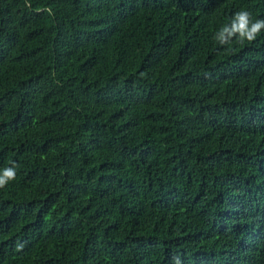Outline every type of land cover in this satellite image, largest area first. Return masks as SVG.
Instances as JSON below:
<instances>
[{
  "label": "trees",
  "instance_id": "trees-1",
  "mask_svg": "<svg viewBox=\"0 0 264 264\" xmlns=\"http://www.w3.org/2000/svg\"><path fill=\"white\" fill-rule=\"evenodd\" d=\"M264 0H0V264H264Z\"/></svg>",
  "mask_w": 264,
  "mask_h": 264
},
{
  "label": "clouds",
  "instance_id": "clouds-1",
  "mask_svg": "<svg viewBox=\"0 0 264 264\" xmlns=\"http://www.w3.org/2000/svg\"><path fill=\"white\" fill-rule=\"evenodd\" d=\"M264 30V20L258 19L253 22L251 13L246 10L237 12L231 19L230 24L221 27L216 33L214 39L221 46L231 45L233 40L243 44L244 42H253ZM16 172L14 167L5 168L0 173V189L4 188L9 181L14 180ZM176 264H180L179 258Z\"/></svg>",
  "mask_w": 264,
  "mask_h": 264
}]
</instances>
